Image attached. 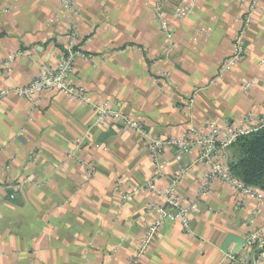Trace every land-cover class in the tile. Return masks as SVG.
Listing matches in <instances>:
<instances>
[{"label": "crops", "instance_id": "1", "mask_svg": "<svg viewBox=\"0 0 264 264\" xmlns=\"http://www.w3.org/2000/svg\"><path fill=\"white\" fill-rule=\"evenodd\" d=\"M155 1L77 0L73 13L61 0H0V89L56 67L74 22L84 57L70 80L87 100L45 92L34 103H0V264H264V203L218 180L200 196L210 167L195 150L171 149L155 163L141 136L96 109L106 103L154 137L181 138L210 122L254 128L264 101V2L244 30L251 0H168L167 39ZM179 4L191 12L172 21ZM232 153L219 161L228 166ZM178 166L187 169L176 195L197 201L191 233L165 220L138 255Z\"/></svg>", "mask_w": 264, "mask_h": 264}, {"label": "built area", "instance_id": "2", "mask_svg": "<svg viewBox=\"0 0 264 264\" xmlns=\"http://www.w3.org/2000/svg\"><path fill=\"white\" fill-rule=\"evenodd\" d=\"M167 1L168 0H156L153 6V13L161 32L167 39H169L172 27L170 22L165 19L162 12V7L166 5ZM262 2H264V0H251L250 8L243 27L244 30L249 25L252 9L256 4ZM61 5L64 10L69 12L75 13L77 11V0H61ZM190 12L191 7L189 5L179 4L171 15L172 21H183ZM242 33L243 31L240 34L242 35ZM66 37L68 42L56 67L47 68L41 66L35 76L23 86L0 89V103L9 96H15L30 103H34L45 92H55L62 94L73 101L86 102L84 87L79 84H74L70 80V76L74 71L75 61L84 57L82 52L79 51L78 44L76 43L77 34L74 22L69 26V33H67ZM235 51V56L232 58L233 60L237 59L241 54L239 44H237ZM12 63L13 59H9L3 64L6 73L11 72ZM255 85L256 83L254 81L246 82L243 84L242 90L248 92ZM96 109L101 121L105 119H121L122 129L132 131L141 136L144 140L145 147L155 163H158L161 160L164 152L171 149H179L182 150L183 153L195 150L197 153V161L199 163L207 164L210 167L209 172L205 175V182L199 194L200 196L206 192V189L211 182L218 180L237 191L240 198L244 199L247 196H251L259 200V202L264 203V196L259 190L245 186L239 182L231 174L227 164L224 161H219L223 156V151L230 148L239 137L256 132L264 127V101L262 102L261 116L254 128L245 129L240 126L229 125L219 128L214 122H210L203 131L196 129L189 130L183 134L181 138L154 137L143 130L136 120L119 116L106 103H101ZM175 157L177 160L180 158L179 155ZM186 169L187 168L184 166L177 167L171 185L165 192V205L155 210L158 214V218L156 222L149 226L148 231L140 244L138 255L143 254L149 248L159 227H161V224L165 220L179 224L185 234L191 233L190 218L195 211L197 201L193 200L191 202H186L181 200L178 198L175 191V188L182 179ZM149 187L153 189L152 184H149ZM10 190L13 192L10 195V199H14L18 187L10 186ZM255 240H257V235L251 234L248 241L249 246H251ZM136 261L137 259L129 262V264H136ZM238 264L245 263L240 261Z\"/></svg>", "mask_w": 264, "mask_h": 264}, {"label": "trees", "instance_id": "3", "mask_svg": "<svg viewBox=\"0 0 264 264\" xmlns=\"http://www.w3.org/2000/svg\"><path fill=\"white\" fill-rule=\"evenodd\" d=\"M228 167L242 184L264 192V127L239 137Z\"/></svg>", "mask_w": 264, "mask_h": 264}]
</instances>
